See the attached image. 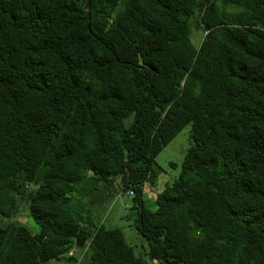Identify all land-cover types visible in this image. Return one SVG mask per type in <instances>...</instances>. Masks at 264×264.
<instances>
[{"label":"trees","instance_id":"1","mask_svg":"<svg viewBox=\"0 0 264 264\" xmlns=\"http://www.w3.org/2000/svg\"><path fill=\"white\" fill-rule=\"evenodd\" d=\"M120 194L149 258L92 218ZM57 259L264 264V0H0V264Z\"/></svg>","mask_w":264,"mask_h":264},{"label":"rangeland","instance_id":"2","mask_svg":"<svg viewBox=\"0 0 264 264\" xmlns=\"http://www.w3.org/2000/svg\"><path fill=\"white\" fill-rule=\"evenodd\" d=\"M202 37L203 31L201 29H193L192 41L196 46H199ZM191 131L192 125L188 124L157 156L155 169H158V181L154 186L148 184L149 188L154 189V193H159L179 177L186 152L193 143ZM150 194L147 193L144 195L145 201L150 209L155 210L157 207L155 196ZM133 204L134 197L132 195L120 194L118 196H112L100 204L90 206L92 207V218L95 224L104 223L107 226L121 227L127 242L134 247L135 253L149 258L148 242L136 226L137 214ZM14 220L25 225L34 234L39 233L41 230L40 225L29 214L28 210L22 211L21 215ZM49 263L75 264L74 261L67 259L51 260ZM154 264H159V262L155 261Z\"/></svg>","mask_w":264,"mask_h":264},{"label":"built area","instance_id":"3","mask_svg":"<svg viewBox=\"0 0 264 264\" xmlns=\"http://www.w3.org/2000/svg\"><path fill=\"white\" fill-rule=\"evenodd\" d=\"M148 183H149V182H146V186H148ZM129 193H130V194H133V191L130 190ZM88 246H89V243H87V244H86V248L83 249V250H81V251H80V250L78 251L76 248H73V249H71V250L69 251V255H77V256L79 257V260H81V258L84 256V254H85V252H86ZM77 251H78V252H77ZM78 263H79V262H78Z\"/></svg>","mask_w":264,"mask_h":264},{"label":"crops","instance_id":"4","mask_svg":"<svg viewBox=\"0 0 264 264\" xmlns=\"http://www.w3.org/2000/svg\"><path fill=\"white\" fill-rule=\"evenodd\" d=\"M150 191H151V192H150ZM153 191H154V189L149 188L148 186L145 187V194H147V193H151V194H153V196H155L156 193H154ZM151 194H150V195H151Z\"/></svg>","mask_w":264,"mask_h":264}]
</instances>
